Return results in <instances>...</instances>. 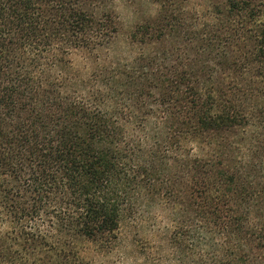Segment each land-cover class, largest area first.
<instances>
[{
    "label": "trees",
    "instance_id": "16d2710c",
    "mask_svg": "<svg viewBox=\"0 0 264 264\" xmlns=\"http://www.w3.org/2000/svg\"><path fill=\"white\" fill-rule=\"evenodd\" d=\"M152 1L118 64L103 0H0V264H82L159 196L175 264H264V9Z\"/></svg>",
    "mask_w": 264,
    "mask_h": 264
},
{
    "label": "rangeland",
    "instance_id": "374dc122",
    "mask_svg": "<svg viewBox=\"0 0 264 264\" xmlns=\"http://www.w3.org/2000/svg\"><path fill=\"white\" fill-rule=\"evenodd\" d=\"M219 0H189L186 6L198 13L208 10L210 3ZM264 9V0H259ZM105 9L113 11L118 22V32L112 42L108 58L119 64L132 45L128 34L133 27L156 14L157 4L152 0H103ZM136 51V50H134ZM141 211L123 217L124 225L118 231L110 248H99L91 243L81 251L82 264H175L171 238L175 237L182 247L186 240L179 234L171 206L163 197L154 198ZM129 222V223H128Z\"/></svg>",
    "mask_w": 264,
    "mask_h": 264
}]
</instances>
